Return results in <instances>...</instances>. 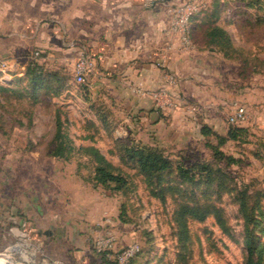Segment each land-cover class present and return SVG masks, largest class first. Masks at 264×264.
I'll list each match as a JSON object with an SVG mask.
<instances>
[{"label": "rangeland", "instance_id": "rangeland-1", "mask_svg": "<svg viewBox=\"0 0 264 264\" xmlns=\"http://www.w3.org/2000/svg\"><path fill=\"white\" fill-rule=\"evenodd\" d=\"M206 4L204 25L229 33L228 52L240 64L230 69L240 75L257 119L251 152L236 155L237 163L211 161L210 180L182 182L165 173L161 199L133 164L122 162V143L112 140L93 104L78 100L75 78L55 79L35 94L27 79L14 78L12 91L0 90V264H101L97 241L108 236L113 247L106 257L115 264V253L134 241L137 255L124 264H246V236L256 249L264 246V0ZM59 145L64 156L53 154ZM90 146L126 174L127 185L116 190L117 183L94 181V152L82 150ZM182 203L198 206L206 218L182 224ZM69 216H88L93 226L78 238L71 230L67 237L44 233L67 225L60 217Z\"/></svg>", "mask_w": 264, "mask_h": 264}, {"label": "crops", "instance_id": "crops-1", "mask_svg": "<svg viewBox=\"0 0 264 264\" xmlns=\"http://www.w3.org/2000/svg\"><path fill=\"white\" fill-rule=\"evenodd\" d=\"M171 2L0 0V59L17 61L20 71L14 78L20 79L34 62L51 83L74 78L75 61L88 55L92 66L77 98L93 104L113 141L209 156L205 143L215 139L203 134L204 127L226 135L227 117L243 106L245 118L238 125L248 128L251 138L257 119L249 97L242 93L240 75L230 69L229 64L238 67L239 60L224 56L205 37L203 19L210 14L209 5L191 18V42L182 48L169 28ZM166 71L175 75L174 85L167 83ZM253 140L241 145L230 141L224 148L231 146L234 155L249 154ZM60 219L67 225L44 233L61 230L67 237L71 230L78 238L80 230L93 226L88 216Z\"/></svg>", "mask_w": 264, "mask_h": 264}, {"label": "trees", "instance_id": "trees-1", "mask_svg": "<svg viewBox=\"0 0 264 264\" xmlns=\"http://www.w3.org/2000/svg\"><path fill=\"white\" fill-rule=\"evenodd\" d=\"M215 13H211V15L213 16ZM217 14L218 13L215 15ZM205 37L210 43L216 46L224 56L237 59V57L228 52V48L230 46L233 47V43L229 33L223 27L208 22L206 24ZM40 69L41 68L38 64L31 62L23 78L28 80V83L32 88V94H35L43 85L47 86V84H50V82H45V78L42 76ZM12 86L13 85L10 82H1L0 90L12 91L14 89ZM228 124L226 135L214 133L207 127L203 128L202 132L204 135H213L215 139V141L207 140L205 143V146L210 150L209 156L176 154L154 145H137L123 140L117 141L122 143L121 147H123L124 151V154L120 156V158L125 164H133V167L136 168L141 176H143L146 182L150 185H155L158 188L153 194L164 199L165 191L167 189H165L164 185L167 184V181L163 180V175L165 173L175 172L180 181L196 183L200 180H210L211 174L213 173V167L210 164L211 161L223 159L226 160L228 164L237 163L239 161L236 159V155L227 151L224 146L230 141H235L238 145L248 143L250 142L249 136L252 133L248 128L241 127L238 124L230 122ZM59 141L63 142L61 140ZM72 148L73 147L69 146L68 150L71 151ZM82 150L94 152L95 167L93 171V179L95 182L108 188L111 187V183H117L118 185L116 187H112V189L116 190H120L122 186L127 185L128 179L126 174L121 171L120 168L113 167V165L108 162L106 156L103 155L97 147L90 146L83 148ZM240 153V156H243L242 152ZM53 154L64 156L63 147L59 145ZM169 188L171 189L172 187ZM178 213V220H180L182 224H184L186 219L189 218L203 220L206 218L207 214L206 211H203L198 206H191L188 203L180 204ZM218 223L220 226H223L224 221L219 217ZM246 239V264H264V246L256 249L247 236ZM102 257L103 261L101 264H115L106 257L105 253L102 254ZM134 257H132L129 262H131Z\"/></svg>", "mask_w": 264, "mask_h": 264}, {"label": "built area", "instance_id": "built-area-1", "mask_svg": "<svg viewBox=\"0 0 264 264\" xmlns=\"http://www.w3.org/2000/svg\"><path fill=\"white\" fill-rule=\"evenodd\" d=\"M206 7V3L196 0H172L168 6L167 13L169 17V28L172 33L176 34L180 45L185 48L191 42L190 21L191 18L203 11ZM34 55H39V51H35ZM92 66V60L88 55H80L74 64V78L78 84H84L86 82V73ZM20 71L18 64L15 60L10 58L0 59V81L10 82L14 79V75ZM166 81L170 85H174L176 82L175 75L170 72H164ZM245 118V110L243 106H239L235 109L234 113L228 117L230 123L239 124ZM101 242L103 245L97 246L99 252L105 253L109 256V250L112 249L113 238L108 236L105 239L102 238L97 241V244ZM139 245L137 242L127 244L125 247L115 253V258L118 264H124L133 257L138 251Z\"/></svg>", "mask_w": 264, "mask_h": 264}]
</instances>
